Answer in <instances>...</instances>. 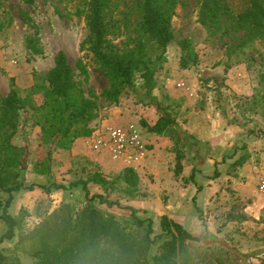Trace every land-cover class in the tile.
I'll return each instance as SVG.
<instances>
[{
    "label": "rangeland",
    "instance_id": "374dc122",
    "mask_svg": "<svg viewBox=\"0 0 264 264\" xmlns=\"http://www.w3.org/2000/svg\"><path fill=\"white\" fill-rule=\"evenodd\" d=\"M88 0H0V97L12 87L23 95L54 66L55 56L64 51L80 79L79 61L86 64L90 87L100 96L99 116L92 121L94 132L80 137L70 149L43 143L41 128L31 117L24 122L13 141L20 146L23 170L20 178L35 183L34 190L19 192L9 211L19 217L16 236L0 246L14 264H34L32 233L55 214L76 213L88 205L80 188L46 192L41 187L56 181L69 185L101 172L115 188L91 182L92 192L102 193L139 214L154 220L168 215L200 238L189 248L203 255L209 264H264V40L240 44L248 32L230 27L223 15L214 33L199 21L202 0H180L172 16L175 41L167 48L162 66L156 73L154 96L160 102L144 105L135 94L122 97L118 104L106 102L101 93L108 85L103 71L91 54L82 48L89 34ZM235 12L246 0H230ZM122 9V6L120 7ZM28 14L30 18L25 15ZM121 18L112 38L116 48L133 45V24ZM37 34L43 53L27 48V37ZM188 39L198 62L189 68L180 64L185 52L179 41ZM142 79L136 83L141 90ZM34 101L43 102L42 93ZM177 122L186 144L183 170L175 173L177 163L174 140L157 134L150 127L164 112ZM134 124L146 143L143 158L115 155L111 147H92L95 134L105 136L111 127ZM51 154L50 170L44 161ZM130 167L139 176L135 195L127 194L125 184L116 179ZM196 170L195 182L190 175ZM0 192V198L6 197ZM127 219L128 211L106 209ZM0 219V234L5 230Z\"/></svg>",
    "mask_w": 264,
    "mask_h": 264
},
{
    "label": "trees",
    "instance_id": "16d2710c",
    "mask_svg": "<svg viewBox=\"0 0 264 264\" xmlns=\"http://www.w3.org/2000/svg\"><path fill=\"white\" fill-rule=\"evenodd\" d=\"M32 2L33 0H29ZM180 0H88L87 27L89 34L82 43L98 68L108 79V85L101 97L110 104H118L126 94H135L138 102L156 105L160 102L154 96L156 73L162 66L165 52L175 41L172 16ZM122 6V9L120 7ZM133 24L135 35L133 45L116 48L110 38L121 18ZM225 15L231 20L230 27L244 29L248 34L240 44L250 40H264V0H246L245 7L235 12L230 0H202L199 21L210 33L218 28L220 18ZM30 18L28 14L25 15ZM27 48L35 54L43 53L37 34L27 37ZM185 54L180 59L183 68L198 62L196 52L190 48V41H179ZM54 66L42 82L35 83L23 95L15 86L5 97H0V219L5 230L0 234V245L12 240L20 226V219L9 211L16 195L21 191L34 190L35 183L26 184L21 178L23 158L20 146L14 137L21 125L31 117L34 125L41 128L43 143L51 147L70 149L80 137L94 132L91 126L99 116L100 102L93 89L84 87L89 80V71L82 60L78 68L80 79L64 51H59ZM192 62V63H191ZM137 75L142 79L139 90ZM42 93L43 102L38 105L34 95ZM151 131L168 134L175 143L177 163L175 173L183 170L185 152L182 147L187 139L177 129L175 118L164 112ZM51 154L44 161L45 171L50 170ZM196 170L190 175L195 182ZM125 184L127 194L135 195L139 176L127 167L118 176ZM115 188V181H108L99 171L89 173L87 178L78 179L69 185L56 181L40 185L46 192L57 189L80 188L88 205L73 217L70 213L55 214L59 220L46 222L32 234L36 261L34 264H209L203 255L189 248L199 241L182 223L162 215L159 218L160 231L155 233L154 220L139 214L131 205H123L102 193L92 192L89 184ZM128 211L127 219L100 209ZM0 264H14L0 246Z\"/></svg>",
    "mask_w": 264,
    "mask_h": 264
},
{
    "label": "built area",
    "instance_id": "2783aa9c",
    "mask_svg": "<svg viewBox=\"0 0 264 264\" xmlns=\"http://www.w3.org/2000/svg\"><path fill=\"white\" fill-rule=\"evenodd\" d=\"M105 146L111 147L115 155H129L131 157L143 158L146 153V143L139 129L134 124L111 127L105 133L95 134L92 147L101 150ZM264 190V184L262 185Z\"/></svg>",
    "mask_w": 264,
    "mask_h": 264
}]
</instances>
